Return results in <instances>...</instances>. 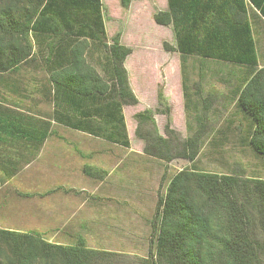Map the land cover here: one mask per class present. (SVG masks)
I'll return each mask as SVG.
<instances>
[{"label":"trees","instance_id":"16d2710c","mask_svg":"<svg viewBox=\"0 0 264 264\" xmlns=\"http://www.w3.org/2000/svg\"><path fill=\"white\" fill-rule=\"evenodd\" d=\"M134 1L138 0L120 3L129 9ZM168 2L169 11H157L154 21L160 26L173 25L177 46L165 44V50L180 53L186 110L194 96L200 97L202 109L196 110L194 133L184 139L169 123L162 135L154 112L136 114V132L145 142V155L167 164L176 160L194 164L200 157L204 141L213 131L215 94L201 97L199 83L191 93L186 61L196 58L232 65L230 73L238 71L232 100L248 122L246 131L239 132L251 151L264 160V67L259 68L249 20L252 13L264 20V0ZM33 34L38 40L40 36L49 38L47 54L41 56L39 65L45 67L56 93V120L129 148L123 108L139 104L125 67L132 50L121 44L119 36L108 43L101 0H0V75L15 74L30 61L40 63ZM96 46L104 56L103 64L88 61ZM158 99L165 111L156 113L169 118L171 109L163 92ZM58 101L64 104L60 113ZM30 127L14 110L0 112V144L16 148L22 141L39 152L47 136L27 132ZM18 165L0 155V189L17 175ZM83 173L98 181L108 176L106 170L88 164ZM152 226L154 250L141 264H264V179L248 177L241 168L227 174L184 169L169 180ZM115 256L89 248L83 235L75 244L64 245L50 242L37 231L0 228V264H115Z\"/></svg>","mask_w":264,"mask_h":264},{"label":"rangeland","instance_id":"374dc122","mask_svg":"<svg viewBox=\"0 0 264 264\" xmlns=\"http://www.w3.org/2000/svg\"><path fill=\"white\" fill-rule=\"evenodd\" d=\"M102 2L108 43L112 44L113 38L119 36L121 44L132 50L125 67L139 104L123 108L130 147L117 146L104 140L103 143L80 135V141L73 147L89 154L90 157L85 161L106 170L110 176L104 182L89 178L83 173L82 165H77L82 157L72 148L77 160H73L75 173L70 184L58 193L54 192L52 196L45 194L42 198L33 197L32 194L40 193L39 189L51 191L54 185L35 184V180L30 178L34 172L41 170L38 165L25 169L31 155L23 148L0 144V155L9 156L19 163L20 172L18 179L5 183L0 189V228L19 231L45 229L48 230L42 232L45 239L64 245L75 244L77 237L83 235L89 248L116 254L115 264H141V260L148 258L151 250H154L156 239L152 221L159 198L165 194L173 176L192 168L219 174L241 168L248 177L264 179V160L251 151L243 141L245 135L239 132L246 131L248 122L237 109L236 100H232L231 90L237 83L235 80L238 77L235 75L238 71L230 73L232 65L196 58L186 61L185 77L189 81L191 93L194 85L199 83L203 88L201 97L206 98L210 92L215 94L211 111L213 131L205 139L200 157L194 164L186 160L167 164L145 155V142L136 132V114L146 110L154 112L162 135L169 123L170 128L184 139L196 129L194 117L196 110L202 109L200 97L194 96L190 110H186L181 58L165 50V44L169 45L167 41L171 39L164 35L162 28L154 21V15L163 0H138L129 9H124L120 0ZM35 36L33 34L35 57L40 63L30 61L15 74L0 75L1 113L6 109L15 111L18 102L32 97L34 87L31 83L44 79V74L34 66L42 64L41 56L47 54L49 38L40 36L38 40ZM256 38L259 68H263L264 29L257 32ZM100 50L103 51V48ZM39 51L43 53L39 54ZM104 60V56L99 59L102 64ZM159 92H163L167 106L171 109L169 118L156 113L157 110L165 111V107L159 103ZM25 112L32 113L28 109ZM84 138L88 140L84 141ZM63 189L70 192L66 193ZM59 208L65 210L64 215L67 214L64 216L65 222L52 217L58 214Z\"/></svg>","mask_w":264,"mask_h":264},{"label":"crops","instance_id":"0c3cea01","mask_svg":"<svg viewBox=\"0 0 264 264\" xmlns=\"http://www.w3.org/2000/svg\"><path fill=\"white\" fill-rule=\"evenodd\" d=\"M137 2L138 1H134L132 4V7H134V5ZM158 8L161 12L169 11L168 0H163L162 4L158 6ZM103 16H104V11H103ZM249 18H250L249 20L253 27V33H254V37L256 40V44H257L256 34L257 32H260L261 29L263 31L264 20L255 16L254 13H252L251 16H249ZM158 26L162 28L164 35H166L168 38L171 39V41H167V43H169L170 46L176 48L177 44H176V37H175L173 25H170L168 27L160 26V25ZM257 51H258V45H257ZM168 53H175L177 56L181 58L180 53H176V52H168ZM100 58H102V54L99 53L98 47L97 46L95 48L92 47L88 55V61L90 63L93 62L91 64L98 65L101 63V61H99ZM34 68L44 74V79L42 78L36 82L31 83L33 85L32 87H34V91L32 92V97L30 99L24 98L23 99L24 102L22 103L18 102V104L16 105L17 109L15 111L18 114L22 115V118L25 120L26 123L31 124V127L27 130V132H31L33 133V135H36L37 137H40V138L47 136L39 152H37V149L34 146L28 143H24L22 141L18 143V146L20 149L23 148V150H26V152L31 151L30 153L33 154L32 157L28 160V163L25 169L28 170L29 169L28 167H33L34 165H38V167L41 168V170H38V172L39 171L41 172L40 174H38V172L36 173L34 172V174L30 176V178L35 180L34 181L35 184L54 185V188H52L51 191H48V189H45L44 191L39 189L40 193L37 194L35 192L32 194L33 197L42 196V198H44L45 194H49L47 196H50L54 192L58 193L60 190H62L64 186H66L67 184H70L72 175L75 173L73 172V168H74L73 160H77L75 158L76 155L72 151V148H75L73 146H75V144L78 143V141H80L79 140V138H81L80 135H84L85 137H90L93 140L96 139L98 141H102L103 143L105 140L103 141V139L94 137L88 133L69 128L65 126L61 121L56 120L55 118V110H56V103H55L56 95L55 94L56 93H55L53 85L49 81V75L45 67H42L41 65L40 66L36 65L34 66ZM60 96L62 97V92H59V99H60ZM27 103H29V106H27ZM57 104H59L58 111L60 113L63 110L61 106H63L64 104L62 103V101H58ZM30 108L32 110H30ZM27 109L28 111L32 113L25 112ZM58 116L60 117L61 115L59 114ZM27 126L29 127V125ZM87 140L88 138H84V141H87ZM76 152L82 157L81 160H79L77 164L78 167L79 166L81 167V165L82 167L87 165L88 162H86L85 160H87L88 157H90L89 154H86V152H84L82 149L81 150L76 149ZM97 152L99 153V150H97ZM81 161H83V164L81 163ZM45 169H48V171H45ZM19 174L20 172L17 173V175L14 176L9 181L11 182L15 178L18 179ZM109 176L110 174H108V176L104 180L102 181L97 180V181L104 182ZM26 180L28 183V178H26ZM56 195H59V194H56ZM57 211H58V214L52 217L60 218L61 221L65 222L64 216L67 215V214L64 215L65 210L62 208H59V210ZM15 231H19V230H15ZM33 231L42 233V232H47L48 230L42 229V230H33ZM21 232H28V231H21Z\"/></svg>","mask_w":264,"mask_h":264}]
</instances>
